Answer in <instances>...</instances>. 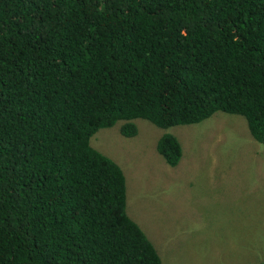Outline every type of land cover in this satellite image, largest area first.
<instances>
[{"label":"trees","instance_id":"trees-1","mask_svg":"<svg viewBox=\"0 0 264 264\" xmlns=\"http://www.w3.org/2000/svg\"><path fill=\"white\" fill-rule=\"evenodd\" d=\"M217 111L264 144V0H0V264H162L91 138Z\"/></svg>","mask_w":264,"mask_h":264},{"label":"rangeland","instance_id":"rangeland-1","mask_svg":"<svg viewBox=\"0 0 264 264\" xmlns=\"http://www.w3.org/2000/svg\"><path fill=\"white\" fill-rule=\"evenodd\" d=\"M134 121L137 135H123L118 121L99 129L91 145L123 169L127 213L162 264L264 263V144L245 117L217 111L169 128ZM168 132L183 148L174 167L157 150Z\"/></svg>","mask_w":264,"mask_h":264}]
</instances>
